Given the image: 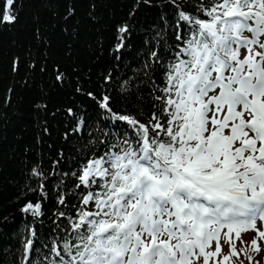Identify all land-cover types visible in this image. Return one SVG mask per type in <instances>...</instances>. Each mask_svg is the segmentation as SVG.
Here are the masks:
<instances>
[{"label": "snow or ice", "instance_id": "1", "mask_svg": "<svg viewBox=\"0 0 264 264\" xmlns=\"http://www.w3.org/2000/svg\"><path fill=\"white\" fill-rule=\"evenodd\" d=\"M14 3L5 0L0 23L15 20ZM196 11L205 18L178 8V43L163 66L159 112L147 124L113 113L103 98L101 107L129 131L72 173L86 191L69 218V239L51 249V264H209L210 257L217 264L221 232L235 230L239 238L248 227L258 250L257 239L264 238L256 226L264 223V0H211ZM151 56L158 60L156 52ZM39 208L29 203L24 210ZM214 239L215 251H206ZM229 247L219 264L230 256L239 260L230 237Z\"/></svg>", "mask_w": 264, "mask_h": 264}, {"label": "trees", "instance_id": "2", "mask_svg": "<svg viewBox=\"0 0 264 264\" xmlns=\"http://www.w3.org/2000/svg\"><path fill=\"white\" fill-rule=\"evenodd\" d=\"M202 2L211 0H15V20L0 23V264L55 259L86 191L72 173L129 131L103 98L147 124L178 43V8L205 18Z\"/></svg>", "mask_w": 264, "mask_h": 264}, {"label": "rangeland", "instance_id": "3", "mask_svg": "<svg viewBox=\"0 0 264 264\" xmlns=\"http://www.w3.org/2000/svg\"><path fill=\"white\" fill-rule=\"evenodd\" d=\"M248 35V33H245ZM242 54H246V50H241ZM257 229L264 231V223L257 220L256 221ZM226 229L221 232L219 242L221 246V252L218 254V257L215 258L217 264L222 260V257L225 255H230L229 247V237L231 238V244L240 253L239 260L236 256H230V260L224 262V264H264V238H258V250L251 246L252 240L255 237V231L248 227L247 231L240 230L239 238H237L235 230L232 233L225 235ZM216 242L215 239L211 242L209 248L206 251H215ZM243 250V251H241ZM251 257V260L249 259ZM214 258H209V264H213ZM200 264H203L201 259Z\"/></svg>", "mask_w": 264, "mask_h": 264}, {"label": "bare ground", "instance_id": "4", "mask_svg": "<svg viewBox=\"0 0 264 264\" xmlns=\"http://www.w3.org/2000/svg\"><path fill=\"white\" fill-rule=\"evenodd\" d=\"M220 238V237H219Z\"/></svg>", "mask_w": 264, "mask_h": 264}]
</instances>
